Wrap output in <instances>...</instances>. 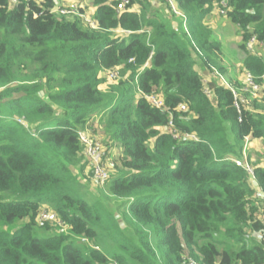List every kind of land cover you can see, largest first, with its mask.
Returning a JSON list of instances; mask_svg holds the SVG:
<instances>
[{
    "label": "trees",
    "instance_id": "16d2710c",
    "mask_svg": "<svg viewBox=\"0 0 264 264\" xmlns=\"http://www.w3.org/2000/svg\"><path fill=\"white\" fill-rule=\"evenodd\" d=\"M85 1L63 15L59 0H0V264H264V166L233 161L264 143V52L246 45L264 41V0H173L186 27L151 0H91L92 27ZM223 3L262 85L241 110L198 70L227 73L203 23ZM94 115L92 137L121 149L106 184L120 215L78 194Z\"/></svg>",
    "mask_w": 264,
    "mask_h": 264
},
{
    "label": "rangeland",
    "instance_id": "374dc122",
    "mask_svg": "<svg viewBox=\"0 0 264 264\" xmlns=\"http://www.w3.org/2000/svg\"><path fill=\"white\" fill-rule=\"evenodd\" d=\"M155 4L152 6V10H158L161 13V10L163 12L164 16H172L170 8V3L168 0H151ZM86 6H84L85 10V16L87 17V24L91 23L90 25L92 27H95L96 21L91 18L92 15V1L91 0H86L84 2ZM79 0H59V8L61 9V13L63 15H72V12H69L72 8L76 9V12L79 11ZM224 11L223 6L217 5L214 10L212 11L211 14H208L204 20L203 23L210 27L213 32V37L220 42V59L221 63L223 66L227 68V73L221 74L222 79L218 75H213L215 72H210L204 74V71L202 68L198 67V70H200L203 74V78H205V81L207 83L206 86L211 85L213 82H216L217 79H219L223 84L228 83L234 89L236 90L237 94L242 97L243 99H246L247 102H249V99L246 94V90L244 89V79H242V76L244 74V67L242 64V59L244 57L243 50L241 49V36L239 33V28L237 25H235L229 17L227 16V11L225 13L222 12ZM174 12V11H173ZM175 13V12H174ZM176 14V13H175ZM83 15V14H81ZM180 18L178 19L179 21L183 19L184 27H186L185 21L186 17L183 16V14H176ZM176 20V18L171 19V21ZM178 25V24H177ZM248 43V42H247ZM247 45V44H246ZM253 47V48H252ZM250 49L251 51L256 50V45H253ZM262 50L264 52V41H262ZM248 48V46H247ZM249 50V49H248ZM115 75V76H114ZM229 75V76H228ZM116 74H110L109 78H116ZM104 85L108 86L107 83ZM243 85V86H242ZM242 87V88H241ZM241 88V90H240ZM254 96V95H253ZM259 96V92L257 96H254L255 98ZM252 98V97H251ZM250 98V101H251ZM261 96L259 97V99ZM101 120V116L99 115H94L90 120H88L86 124V129L89 131L87 133H83V138L88 140H91V143L93 144V148H90L91 152L93 153L96 149H99L98 151L101 152V149L106 150L105 144H107V138L103 135L98 137H92L95 135H92V131L94 128H101L99 125ZM93 138V139H92ZM110 146V145H108ZM96 148V149H95ZM107 150L104 152H101V160L99 164H96L95 161L93 160V157L86 148V158L88 161V165H85V169L83 171L81 170H75V174H77L76 178L78 180V183L81 184L79 187L78 194L81 195L83 198H85L90 204L92 205H99L104 207L103 210L107 213L110 211L114 214L120 215L123 214L124 211L126 210L127 207V200L124 198H117L114 196H111L108 191L106 190V184L109 182L110 177H111V171L113 170L115 166L114 162V157L115 159L120 156L121 149L118 148L117 146L109 147ZM246 152H244V156L246 155V158L248 160V164L251 169H253V166L256 164H260L264 166V143L263 141L260 140H250V142L247 140L246 147L244 148ZM110 150V151H109ZM97 166H99V169L102 171H105L108 173V179L103 180L101 179L97 174ZM118 171V170H117ZM263 197V195H261ZM45 217H55L56 219L52 220V223H60L58 225L59 228L56 230L62 231L63 229H66L64 221H62L59 217L58 214H53L52 215V210L48 206L42 207L41 210V216L40 219L45 218ZM55 226V225H53ZM124 229L128 228L127 224L123 225ZM68 230V229H67ZM52 233V231H51ZM37 235L40 237H47L49 235L48 232L43 231V232H37ZM80 240L82 242H85V237H81ZM87 240V239H86ZM88 241V240H87ZM86 241V242H87ZM91 243V241L89 242ZM116 242L110 239H107L104 243H102V247L107 250V252H111L113 248H116ZM110 248V250H109Z\"/></svg>",
    "mask_w": 264,
    "mask_h": 264
},
{
    "label": "built area",
    "instance_id": "2783aa9c",
    "mask_svg": "<svg viewBox=\"0 0 264 264\" xmlns=\"http://www.w3.org/2000/svg\"><path fill=\"white\" fill-rule=\"evenodd\" d=\"M169 1V3H170V6H171V8L173 9V11L176 13V14H181L180 13V11H178L177 10V8L175 7V4H174V1L173 0H168ZM128 2H129V0H121V2L118 4V9H123L127 4H128ZM223 8H224V11L222 10V12L223 13H225L226 12V6H227V4L226 3H223ZM59 12H61V9L59 8ZM69 12H72V14H76V13H78V12H76V9H74V8H72ZM182 15V14H181ZM83 16H85V14H83ZM184 16V15H183ZM86 17V16H85ZM91 24V23H90ZM253 45H262V42H259L258 41V39H257V36L256 35H253L251 38H250V40L248 41V43H247V46H248V48L250 47H252ZM249 48V49H250ZM253 48V47H252ZM251 50V49H250ZM253 51H255V50H253ZM216 75H218L220 78H221V80L222 81H224L223 79H222V75L219 73V72H216ZM242 79H244V89L247 91L246 92V94H247V97H248V99H249V102H247L246 101V99H243L242 97H240L238 94H237V92H236V90L234 89V87H232L230 84H228V83H224L228 88H230L231 90H232V92H233V94H234V100H235V106L237 107V108H240V110H241V103L243 102V103H250V98L252 97V98H255L254 96H257L258 95V92H259V96L258 97H256V98H259L260 96H261V89H262V85L261 84H259L257 81H256V78L250 73V72H246V71H244V74H243V76H242ZM205 81H208V80H205ZM204 81V82H205ZM207 85V83L205 82V86ZM243 86V85H242ZM242 88V87H241ZM241 88H240V90H241ZM205 91H206V93L207 94H209L210 93V88H209V86H206L205 87ZM254 95V96H253ZM151 100H152V102L156 105V106H158V107H161L162 106V102H161V100H159L157 97H155V96H152L151 97ZM191 137H195L194 135H190ZM82 139L87 143V148H88V150L90 151V153H91V155H92V157H93V160L95 161V163L96 164H99V162H100V160H101V152H104V153H106L105 151V149H104V147H103V149H101V152L100 151H98L99 149H96L93 153L91 152V150H90V148H93V147H95V146H93V144L91 143V141H90V139H88V140H86V139H84L83 138V136H82ZM246 147V146H245ZM246 152V151H245ZM233 161L237 164V165H239V166H242V167H244L246 170H248L249 172H253V169H251L250 168V166H249V164H248V160H247V158H246V155L243 157V158H235V159H233ZM98 168H97V175L101 178V179H103V180H107L108 179V173H106L105 171H102V170H100L99 169V166H97ZM263 199H264V196L262 197ZM42 219H44V220H54V219H56L55 217H45V218H42ZM60 224V223H59ZM65 225V224H64ZM60 227H61V224H60ZM65 227H66V229H63L62 231L64 232V231H66L67 229H68V226L67 225H65ZM84 241H87L86 240V238H85V240ZM190 264H195V262L194 261H192L191 260V262H190Z\"/></svg>",
    "mask_w": 264,
    "mask_h": 264
},
{
    "label": "bare ground",
    "instance_id": "6f19581e",
    "mask_svg": "<svg viewBox=\"0 0 264 264\" xmlns=\"http://www.w3.org/2000/svg\"><path fill=\"white\" fill-rule=\"evenodd\" d=\"M192 138L197 139L196 137H192Z\"/></svg>",
    "mask_w": 264,
    "mask_h": 264
}]
</instances>
